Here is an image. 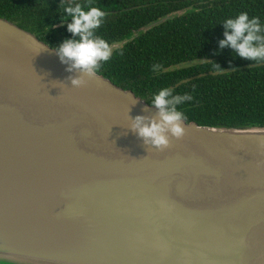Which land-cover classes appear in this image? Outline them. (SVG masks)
<instances>
[{
	"label": "water",
	"instance_id": "obj_1",
	"mask_svg": "<svg viewBox=\"0 0 264 264\" xmlns=\"http://www.w3.org/2000/svg\"><path fill=\"white\" fill-rule=\"evenodd\" d=\"M67 67L0 18V264H264V127L147 149L156 110Z\"/></svg>",
	"mask_w": 264,
	"mask_h": 264
},
{
	"label": "trees",
	"instance_id": "obj_2",
	"mask_svg": "<svg viewBox=\"0 0 264 264\" xmlns=\"http://www.w3.org/2000/svg\"><path fill=\"white\" fill-rule=\"evenodd\" d=\"M77 3L102 7L106 16L96 35L119 45L97 74L148 105L163 88L190 95L177 106L186 123L264 127V61L219 47L226 19L247 13L264 26V0H0V18L56 49L73 39L63 9Z\"/></svg>",
	"mask_w": 264,
	"mask_h": 264
},
{
	"label": "clouds",
	"instance_id": "obj_3",
	"mask_svg": "<svg viewBox=\"0 0 264 264\" xmlns=\"http://www.w3.org/2000/svg\"><path fill=\"white\" fill-rule=\"evenodd\" d=\"M63 17L67 30L73 39H67L60 44L55 52L62 64L68 65L66 71L80 75L67 77L74 88H82L88 79L96 76L102 62H107L113 55L112 47L102 37L96 35L106 12L102 7L91 3L85 8L82 4L66 5ZM224 39L219 41L221 49L230 47L241 58L250 61H264V26L259 18H250L247 13H240L223 23ZM39 54V53H38ZM159 65L153 66L156 71ZM188 94L174 95L171 89L163 88L153 95L150 107L154 108V116L138 115L130 118L128 129L135 133L147 149L155 148L164 151L171 146V140H181L186 131L184 113L178 110V105L190 101ZM144 111H148L145 108ZM264 164V162H261Z\"/></svg>",
	"mask_w": 264,
	"mask_h": 264
},
{
	"label": "rangeland",
	"instance_id": "obj_4",
	"mask_svg": "<svg viewBox=\"0 0 264 264\" xmlns=\"http://www.w3.org/2000/svg\"><path fill=\"white\" fill-rule=\"evenodd\" d=\"M117 46H119V45H115V46H113L112 49L115 48V47H117Z\"/></svg>",
	"mask_w": 264,
	"mask_h": 264
}]
</instances>
